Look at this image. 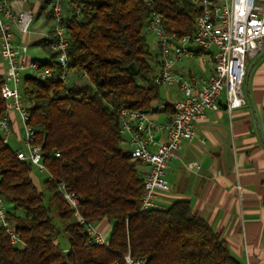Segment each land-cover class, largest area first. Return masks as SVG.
I'll use <instances>...</instances> for the list:
<instances>
[{
  "label": "trees",
  "instance_id": "16d2710c",
  "mask_svg": "<svg viewBox=\"0 0 264 264\" xmlns=\"http://www.w3.org/2000/svg\"><path fill=\"white\" fill-rule=\"evenodd\" d=\"M148 1L70 0L80 13L64 19L74 72L69 83L23 75L27 123L46 172L37 186L33 165L17 159L19 150L3 143L0 134V197L22 244H11L0 228V264H124L128 251L146 264H240L188 201L140 208L143 174L125 149L118 111L149 112L159 100L153 82L158 58L144 31L151 12L161 15L166 32L178 36L191 33L200 14L190 0H150L151 7ZM46 52V60H36L40 69L58 70L55 53ZM81 73L86 78L78 81ZM3 80L0 75V86ZM4 112L0 96V116ZM59 183L79 197L85 221L111 225L106 247L87 244Z\"/></svg>",
  "mask_w": 264,
  "mask_h": 264
},
{
  "label": "built area",
  "instance_id": "2783aa9c",
  "mask_svg": "<svg viewBox=\"0 0 264 264\" xmlns=\"http://www.w3.org/2000/svg\"><path fill=\"white\" fill-rule=\"evenodd\" d=\"M25 1V0H22ZM200 9L191 33L178 36L168 33L162 26V17L155 11L144 27L146 34L156 39L159 71L153 82L156 86L175 84L182 95L168 103L171 114L167 121L156 122L141 110L120 109L119 131L124 138L126 151L133 161L146 168L143 174L141 210L162 209L160 194L168 191L165 179L168 161L177 156L181 143L195 136L194 123L204 119L206 111L219 109V96L224 93V108L230 112L246 105L243 82L246 75L245 61L264 48V0H190ZM149 7L151 1L147 2ZM46 10L52 26L44 36L45 47L56 55L59 69H40L37 61L27 55V46L14 41V29L21 34L30 31L35 18L31 9L15 10L11 0H0V56L6 63L0 96L5 112L0 116V134L3 143L11 136L10 113L17 112L21 124V140L25 146L16 152L19 160L29 161L40 173L46 168L41 148L33 144L34 130L27 123L28 114L23 106L21 82L27 71L41 79L52 78L69 83L73 69L67 56L68 37L64 23L69 12L76 15L80 7L70 0H47ZM213 52H210L211 49ZM212 59V72L206 77H190L175 72V65L196 53ZM86 78L79 75L78 81ZM159 136V137H158ZM189 170H198L194 162ZM48 179H52L50 174ZM57 190L73 210L74 221L84 227L87 244L107 246L106 238L96 227L79 214V197L63 183ZM0 228L5 231L13 245L21 246L13 223L7 219L6 204L0 197ZM124 264H146V259L133 257L128 251L122 256Z\"/></svg>",
  "mask_w": 264,
  "mask_h": 264
},
{
  "label": "crops",
  "instance_id": "0c3cea01",
  "mask_svg": "<svg viewBox=\"0 0 264 264\" xmlns=\"http://www.w3.org/2000/svg\"><path fill=\"white\" fill-rule=\"evenodd\" d=\"M46 2L11 0L15 10L35 12L28 33L14 29L15 43L26 45L27 55L35 61L48 58L43 39L52 21ZM153 38L149 47L157 54ZM213 51L212 48L210 52ZM212 63L210 57L202 59L198 52L177 63L175 72L206 77L212 72ZM5 70L6 63L0 56V75L4 76ZM154 71L156 75L159 63ZM243 91L246 105L228 112L221 93L219 109L206 111L204 119L194 123L195 136L183 141L177 156L168 161V191L160 194V202L167 207L177 200L188 201L191 210L225 241L235 260L240 264H264V48L247 57ZM159 95L148 116L163 123L171 114L168 103L182 93L172 84L159 87ZM10 125V137L18 143L15 150H23L21 124L15 111L10 113ZM190 162L200 168L189 170L186 165ZM140 170L144 174L146 168L140 165ZM33 180L39 186V178L33 175ZM95 227L104 237L111 230L106 221Z\"/></svg>",
  "mask_w": 264,
  "mask_h": 264
},
{
  "label": "rangeland",
  "instance_id": "374dc122",
  "mask_svg": "<svg viewBox=\"0 0 264 264\" xmlns=\"http://www.w3.org/2000/svg\"><path fill=\"white\" fill-rule=\"evenodd\" d=\"M153 37L154 36L152 34H147V42H148L149 45L154 43V38ZM245 65H247V58H246V61H245ZM8 144L14 149L18 146V143L15 142L14 139H12L11 137H9V139H8ZM33 175L37 176L39 178L40 183L45 177L44 174H39V172L35 168H33ZM109 236H110V231L107 232V236L105 238L109 239ZM59 242H60V244L62 246H66V244H67V239L62 233H60V235H59Z\"/></svg>",
  "mask_w": 264,
  "mask_h": 264
}]
</instances>
